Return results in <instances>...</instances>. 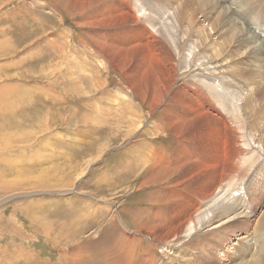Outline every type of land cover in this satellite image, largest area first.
<instances>
[{
    "label": "rangeland",
    "instance_id": "rangeland-1",
    "mask_svg": "<svg viewBox=\"0 0 264 264\" xmlns=\"http://www.w3.org/2000/svg\"><path fill=\"white\" fill-rule=\"evenodd\" d=\"M134 1L141 5L145 4L144 9L141 6L139 9L131 8L132 3L128 5L125 0H0V36H2L0 41L2 42L3 37L8 40L2 47L9 49L7 52L11 53L0 56V111H3L0 112V121L3 122L0 126V143H11L13 140L11 145L14 146L8 149L0 147L2 152L0 156L5 155L0 160V169L3 170V172L0 170V264H97L102 252L110 253L116 264H144L146 261H149L147 264H234L239 261L240 246L246 248L245 258L255 260L263 255L260 259L264 260V223L257 224L258 216L264 210V79H260L264 76V51L261 53L245 51L250 47L240 46L246 43H238L236 32L233 35L235 37L230 36L229 39L226 37L221 39L215 32L210 34L208 20L206 23L203 22L198 13L196 18L204 25L192 39L193 43L197 42L196 50L198 51L202 46L201 39L208 36L206 42L209 50L215 51L216 55L213 62L222 60L220 62H223V67L220 73L225 70L229 76L225 81L229 79L232 83L227 82L226 87L237 84L233 92L227 94L229 97H226L225 104L230 107L229 116L219 111L220 106H215V102L211 100L212 109L206 110L209 120L201 119L193 127L194 136L202 144L198 146L201 153H189L196 147L192 142H189L188 151L184 152L190 154L188 157L194 163L169 176L166 181L161 183L157 180L146 187L138 186L139 183L141 184V178H145L148 174L147 169L142 173L138 172L141 164L140 155L143 153V148L139 146L142 138L146 139L149 145L167 149L166 157L168 156L167 159L170 161L167 166L181 159L187 160L186 154L180 158L176 155L173 160V154L169 153L174 144L173 135L168 127L165 128V133L158 131V136H151L148 130L151 129L150 124L144 126V134L143 131L139 134V127L136 129L135 126L131 135L125 137V120L118 116L121 111L113 113L110 108L106 109L108 103L114 101V97L121 99L118 102L123 103V100H129L135 93V90H131L132 87L128 86L129 79L125 77V60L115 58L110 62L104 55L101 60L85 57L88 62L87 67H92L89 75L82 72L86 77L92 78L90 93L83 90L80 92L79 88L78 91L63 89L69 83L66 76L59 74L67 65L63 55L68 52L82 54L81 49L83 53L92 54V50H95L89 40L93 38V28L83 23V16L87 13L103 7L115 12L117 19L109 26L116 28V34L121 36L117 40L120 41L125 39V23L122 17L125 16V9L129 6V13L138 15V21L129 22L132 29L136 28L134 31L138 30L142 36L146 35L147 39L154 34L155 38L162 40V37H158L159 35L155 33L157 28L161 30V24L166 23L170 27L172 22L168 21V14L165 17H161V14L166 9L175 7L178 0ZM183 1L185 0H181V4ZM217 1L222 6H229L237 12L236 20L239 19L258 40L264 42V20L257 10H254L251 17L244 10V8L250 10L253 5L258 8L264 0ZM152 4H157L158 8L153 5L157 10L153 9ZM244 4H247L246 7H240ZM152 12L156 15L154 20L150 17ZM149 29L153 33L150 34ZM1 30L4 32L3 35ZM171 31L172 29L167 33L169 43L173 37ZM60 36L64 38L58 39L56 44L51 42V38ZM58 45H63L65 50L62 52ZM223 45L226 47L224 48ZM193 53L196 52H190L191 55ZM28 55L43 56L28 58ZM187 60L189 61L185 62L179 71L184 72L181 75L188 73V70H185L193 61V57H188ZM104 61H107L105 67ZM253 63L258 64L254 70L256 73L252 72ZM200 69L199 72L206 75L205 78L209 81L218 79L215 73L209 74ZM235 77L237 82H234ZM177 81L179 84L185 79H179L177 76ZM103 97L109 101H104ZM196 99L200 105L205 103ZM14 112L15 120H21L23 126L21 131L28 138H17L19 134H13L17 137L12 138L13 128L10 124L13 121L11 113ZM52 117H57L58 122H54L55 119ZM154 117L159 119L156 112ZM229 134L233 137L236 151L232 153L230 165L225 171L223 170L221 176L219 173L226 165L225 158L229 154V149L220 153L219 160L215 157L217 155L211 156V160L216 159L220 168L216 177L222 179L221 184L224 188H221V192L228 191L225 193L227 200L233 199L225 206L235 205L239 212L242 211L240 217L223 224L218 221L221 224L217 225L218 227H215L217 223L214 221L207 226L190 221L186 224L184 232L177 233L175 225L167 224L170 217L169 209L176 204L186 205L193 189L198 192L199 188L195 182L200 183L208 177L207 169L201 165L197 166L196 177L187 176L190 168L192 169L196 163H208L206 156L217 150L220 144L217 143L218 141L232 142ZM245 141L246 143L241 144L246 146H241L240 142ZM238 146L240 148H237ZM24 147L27 149L22 150ZM127 151L135 156L134 171L137 172L128 176L125 175ZM158 160L157 156L156 162ZM88 161H92L90 165ZM224 175H227V178ZM249 181H252V186H249ZM227 186L230 187L226 188ZM232 191L236 195L232 194ZM196 192L194 198H191L193 207L199 211L201 203L204 202L200 196H196ZM234 196H239L238 200ZM158 198L159 201L156 203L154 199L158 200ZM195 201L197 204L194 203ZM240 205L245 206L244 210ZM159 223L175 231L177 241H183L186 238L184 234L193 236L192 241L183 245L182 249L168 248L171 252L166 253L165 248L161 249L162 244L153 237L156 229L153 226ZM149 225H152L150 229ZM134 226L145 227L143 229L147 232L144 233L143 229L135 231ZM129 238L134 242H130ZM261 238L263 239L260 240ZM165 240L167 241L166 238ZM171 242L167 243V246L175 245L172 239ZM233 244L237 248L233 247ZM99 248L103 251L96 254L97 258L95 256L88 260L87 254ZM259 253L260 257H258ZM91 255H95L94 252ZM75 258L77 260H74Z\"/></svg>",
    "mask_w": 264,
    "mask_h": 264
},
{
    "label": "bare ground",
    "instance_id": "bare-ground-1",
    "mask_svg": "<svg viewBox=\"0 0 264 264\" xmlns=\"http://www.w3.org/2000/svg\"><path fill=\"white\" fill-rule=\"evenodd\" d=\"M72 3L74 5L81 6V4H79V3H76V2H72ZM125 3H127L128 5H130L132 3L133 6H131V8L138 7V9L140 8L139 6H141V8L144 9L143 6L145 5V4L141 5V3H137L134 0H125ZM252 3H254V2H252ZM59 4H60V2H59ZM59 4H58V6H59ZM250 4L251 3H249V5ZM262 4H263V6H262ZM61 5L65 6V4H61ZM153 5L154 6L156 5L155 7H157V4H152V7H153ZM246 5L245 4L240 5V7H242V6L246 7ZM255 6L253 5L252 7H250L251 8L250 10H248L246 8H244V10L246 11V13L250 17L252 14H254V10H257L260 14V17L264 20V1H262L261 5L258 8H256ZM247 8H248V6H247ZM259 8H261V9H259ZM128 9H129V6L125 9V16L122 17V20L125 23V39L120 40V41L117 40V39H120L121 36L116 34V32H115L116 28H110V26H109L114 20L117 19L115 12H110L105 7H103V8H100L99 10L85 14L83 16V23H84V25L91 26L93 28V31H94V34L92 33L93 38L91 39L89 37L90 38L89 40L91 41L92 46L95 47V50H92V54L83 53V49H81L82 54H79V53L71 54L69 52L67 54H64L63 59L66 61L67 65L64 67L65 70H62V71L60 70L61 72L59 74L66 76L65 78L69 82V83L66 82L67 86L64 87L63 89L78 91V88H79L80 92L83 90L84 92L86 91V92L90 93V89L92 87V83H90V79H92V78L86 77V75L90 74L92 67L91 68L87 67L88 62L86 61L85 57L93 58V60L95 58L101 60V57L104 55L106 58H108L107 60L110 62L115 60V58H117L119 60H125V77L127 79H129V85L128 86H131L132 87L131 90H135L134 91L135 93H133L131 95L132 96V97H130L131 100L127 99V101L126 100L124 101L122 99L123 103L118 102L121 99L114 97L113 100L117 101V103H114V101L113 102L111 101L110 103H108V105L105 104V105H107L106 109L110 108L113 113H117V112L121 111L120 113H118V116L125 120V122H124L125 123V137H129L131 135V133L133 131V127H135V126H136V129L139 127V134L141 131H143V134H144V131H145L144 126H147L148 124H150L151 129L148 128V130L150 131L149 134L151 136H158V134H157L158 131L165 133L166 132L165 128L168 127L171 134L173 135V143L174 144L172 146V149L169 152V153L173 154V160L175 159L176 155L178 158H180L184 154H186V160H187V161H185L184 159H181L180 161H176V162L172 163L170 166H167L170 162L167 159L168 156L166 157V151L165 150H167V149L158 148L153 144L149 145L148 141L146 142V139L142 138L139 146L141 148H143V153L140 155L141 164H140V170L138 172L142 173L144 170L147 169L148 174L145 178H141V184L139 183L138 186L142 185L143 187H146L150 184H153L157 180H159L162 183V182L166 181L169 178V176H172L173 174H176L178 171L183 170V168H185L186 166L188 167L190 163H194V161H192L188 157V155H190L189 153H194V154L201 153L198 146H200L202 144L194 136L193 127L201 119H205V121L209 120V116L207 115L206 110L212 107L211 100H213L215 102L214 103L215 106L216 105L220 106V107H218L219 111H221L224 115L229 116V108L230 107L226 106L227 103L225 104L226 97L227 96L229 97V95H227V94H231L233 92L234 86L237 84H235V85L233 84V86L230 85L231 87H226V85L228 83L229 84H232V83L229 81V79L227 81H225V79L227 77H229V76H227L228 73L225 70H222L220 73V69H221V67H223V62H220L222 60L219 59L218 62H216V63L213 62L216 55H215V51L209 50L210 48L208 47V43L206 42L208 36L201 39V45L202 46H200V49L198 51L196 50V48L198 47L197 42L193 43L192 39L195 36H197V31L200 29V27H202L204 25L203 23L198 22V20L196 18V16H198V13H199L200 17H202L203 22L206 23L208 20V22H209L208 26H209L210 34L215 32L217 34L216 36H218L219 38L223 39L224 37H226L229 39L230 36H231V38H234L235 36H233V35L236 32V35L238 37V43L239 44H241L243 42L246 43V45L241 44L240 46L244 47V48L250 47L249 49H245V51H251L252 53H261L264 51V42L258 40V38L250 32L249 28H247L245 25H242L243 23H241L239 19L236 20L237 18L235 17V14L237 12L233 11L229 6H227V7L222 6V4L219 3L217 0H185L182 2V4H181V0H178L177 5L175 7H170L169 9H166L161 14L162 15L161 17H163V16L165 17V15L168 14L167 15L168 21L170 20L172 22V26H170V27L166 23L164 25L161 24V27H160L161 30H159V28H157L155 33H157V36L159 35L158 37L161 36L162 40H158L157 38H155V36H153L154 34L152 35L153 37L148 35L149 36L148 37L149 40H148L146 38V35L144 37V35L142 36L138 30L134 31L136 28H134V30H133L132 27L129 25V22L138 21V19H137L138 15L130 14ZM153 9H155V8L153 7ZM155 10H157V9H155ZM150 11H152V10L150 9ZM155 16L156 15L153 12H152V14H150V17L153 18V20L156 18ZM109 20H111V21H109ZM140 21H139V23H140ZM149 21H150V19H149ZM143 22H144V20H143ZM144 24H146V23H144ZM100 26H102L104 28H101ZM143 28H145V27H143ZM171 29H172L171 34L173 35V37H172V39H170V43H169L167 33H169ZM1 31L3 32V30H1ZM108 32H110V34H108ZM148 32L150 34L153 33V31L150 29ZM3 34H4V32L2 33V35ZM146 34H147V32H146ZM0 37H2V36H0ZM63 38H64L63 36L56 37V38L53 37L50 40L52 43L56 44L58 42V39H63ZM150 38H151V41H150ZM6 40L7 39L5 37H3L2 42L0 41V48H2V50H0V56L6 55V54L11 55L10 52H7L9 49H3V47H2L3 45L7 44L8 40L7 41ZM215 40H216V38H215ZM223 47L225 48L226 46L223 45ZM227 47H229L228 44H227ZM58 48L61 51L65 50L63 45H58ZM234 48L237 49V47H234ZM66 49H69V48H66ZM42 50H43V48H42ZM191 51H194L196 53H193L191 55L190 54ZM219 51H221V50H219ZM209 53H210V55H209ZM247 55H251V54H247ZM39 56H43V55H39ZM39 56L28 55V58H34V57H39ZM188 57H190V58L193 57V61L190 62V64L188 65V69L185 70V71L188 70V73L186 75L185 74L181 75L184 72H179V71L182 69V66L184 65V63L189 61V60H187ZM102 58H104V57H102ZM235 58H237V57H235ZM259 60H261L260 54H259ZM102 61H103V59H102ZM106 65H107V61H104L103 66L105 67ZM247 65H248V63H247ZM116 66H117L118 70H120L119 64H117ZM257 66H258V64H255V63L252 64V68H254L252 70V72L256 73L254 70ZM199 68H201L204 71L209 72V74L215 73L216 78H218V79L209 81L207 78H205L206 75H202L199 72V70H198ZM95 70H97V68ZM82 72H86V75H84ZM122 72H124V71H122ZM177 76L179 79H185V81L184 82L182 81L181 83L178 84ZM59 77H60V75H59ZM263 77H260V79H264ZM235 80L236 81H234V79H233L234 82H237L236 77H235ZM120 81H122V80H120ZM92 82H94V81H92ZM240 85H241V83H240ZM3 87L4 86H2V88ZM120 92H121V90H120ZM113 96H115V95H113ZM119 96H120V98H122L121 95H119ZM98 97H100V96H98ZM196 98H198L200 101H204L205 103L200 105V103L197 101ZM136 100H137V102H136ZM238 100H240V99H238ZM9 101L11 103V100H9ZM104 101H109V100L107 98H104ZM233 101H235V100H233ZM135 102L137 103V106H136ZM6 103H7V101H6ZM104 103H107V102H104ZM241 103H240V105H241ZM123 104H124V106H123ZM5 107H7V106H5ZM11 109H13V108L11 107ZM237 109H235V110H237ZM5 110H6V108H5ZM13 110H16V109H13ZM214 110H216V109H214ZM238 110H240V109H238ZM244 110H247V109H244ZM0 112H3V111H0ZM155 112L158 114L159 119H156L154 117ZM241 112H242V110H241ZM216 115H217V112H216L215 116ZM52 118L55 119L54 122H58L57 117H52ZM11 119L13 120V121H11V124H10L11 127L13 128L12 138L17 137L16 135H13V134H19L17 138H20V137L26 138L27 135H25L21 131V128H23V126L21 125V120L20 119L15 120V112L11 113ZM107 120H108V117H107ZM217 121H219V120H217ZM5 122H6V124H8L7 120H5ZM1 123H3V122L0 121V126L2 125ZM134 123H135V125H134ZM136 129H135V131H136ZM135 131H134V134H135ZM3 132H4V130H3ZM229 136L231 137L232 142H226L223 140L218 141L217 143H220V144L218 145L217 150L215 152H210L206 156V157H208V159H207L208 163H196V164H194L192 169L190 168V172L187 174V176L192 175V176L196 177L197 176V166L201 165L207 169L208 177L200 183L195 182L197 187L199 188V189L196 188V189H198V192L194 191L195 189H193L192 193L190 194L189 198L187 199L188 202L186 205H177L176 204L175 206H173L172 208L169 209V216L170 217L167 221V224H170V226L175 225L177 227V233L181 234V232H184L186 230L185 229L186 224L190 221L202 223L205 226L210 225L211 222L214 221L215 223H217L215 225V227H218L217 225L220 224V223H218V221L221 222V224H223L228 220L240 217V215H241L240 213L242 211L239 212L237 210V208H235V205L232 204V206H230V207L225 206L227 204V202H230L233 199H230L229 198L230 196H229L228 198L230 200L229 201L227 200L225 193L228 191L221 192V188L224 185L222 186V184H221L222 179L220 180L219 179L220 177L219 178L216 177L217 172L220 168H219V165H218V162L216 159L211 160V156H215V155L218 156V157L217 156H215V157L218 158V160H219L220 153H223V151H225V149H229V154L225 158L226 165L221 168L220 173H219V176H221L224 173L225 169L228 168V166L230 165V157H231L232 153H234L236 151L235 144L233 141V137L231 136V134H229ZM12 141H11V143H12ZM29 141H30V139H29ZM189 142H192V144L196 145V147L192 148V150L187 155V153H184V152L188 151ZM11 143L10 142H5L2 144L0 143V147H2L3 149L11 148V146H12ZM241 143L242 144L246 143V141L240 142L241 146H246V145H242ZM23 146H25V145H23ZM12 147H14V146H12ZM237 148H240V147L238 146ZM25 149H27V147L22 148V150H25ZM0 153H2V152H0ZM127 153H128V151H127ZM127 153H125V175H127V176L128 175H134L137 173L134 171V169H135V167H134L135 156L133 153L132 154L128 153V158L126 159ZM260 154H259V156H261ZM3 156H5V155L0 156V160L2 159ZM157 156L159 157L158 162H156ZM224 156H226V155H224ZM262 159H263V157H262ZM91 162L92 161H88L87 162L88 165H90ZM204 164H206V165H204ZM230 169H231V167H230ZM1 172H3V170H1ZM106 172L108 173V171H106ZM130 172H131V174H129ZM166 173H167V175H166ZM184 173H186V172L184 171ZM229 176L230 175H228V177ZM240 178H241V175H240ZM228 179H230V178H228ZM236 180H233V181L236 182ZM238 181H239V179H238ZM171 184H173V183H171ZM230 185L232 186V184H230ZM235 186H237V185H235ZM249 186H252V181H249ZM228 187H230V186H227L226 188H228ZM232 187H234V186H232ZM4 189L9 190L10 188H4ZM233 191H234V189H233ZM233 191L231 192L232 194H234ZM235 191H237V190H235ZM239 191H241V190H239ZM195 192L197 193L196 196H200L202 198V201L204 202V203H201V205H200L201 208H199V211H197V209L195 207H193L194 205H193L192 198H194L193 195ZM234 195H236V194H234ZM241 195H242V192H241ZM241 195H240V197H241ZM247 195H249V194H247ZM227 196H228V193H227ZM244 196L246 197V195H244ZM244 196H242V197H244ZM234 197L237 199V197H239V196H237V197L234 196ZM159 198H160V196H159ZM159 198H158V200L154 199V201L157 203L159 201ZM250 199H248V200L250 201ZM254 199H252V200H254ZM260 199H262V198H260ZM243 200H244V198H243ZM253 202L254 201H252V203ZM194 203L197 204V201H195ZM252 203H251V205L254 204V203L253 204ZM242 205H244V204L242 203ZM251 205H250V207H251ZM243 207H245V206H243ZM243 207L241 206L242 209H243ZM156 212H158L157 209H156ZM143 214H144V212H143ZM242 215H244V214H242ZM117 216H118V214H117ZM156 216H157V213H156ZM118 218H120V217H118ZM223 218H225V219H223ZM258 218H259V220H258L257 224L258 223L263 224L264 223V210H263V212H261V214L258 216ZM238 220H239V218H238ZM141 223H143V222H141ZM144 223L148 224V222H146V221H144ZM152 224L154 225V222ZM151 226L152 225H149L148 228L150 229ZM138 227L139 226H134V230L138 231L139 229H143L147 226L145 225V227H139V228ZM153 227H156V229L154 230L153 237L159 243L162 244L161 249L163 250L165 248L167 251L166 253H170L171 250H169V249H171L172 247H175V250H177L176 248L182 249V246L185 245L187 242L192 241V238H193V236L190 237V236H187L186 234H184V236L186 238L183 241H177L176 232L173 230L171 231V228L168 227L167 225H166V227H167L166 228L164 226H161V224L159 223L158 225L155 224V226H153ZM215 227L213 228L214 231H215ZM136 228H138V229L136 230ZM257 231H258V229H257ZM143 232L146 233L147 231L145 232V230L143 229ZM251 233H253V232H251ZM254 233H256V232H254ZM147 235H148V233H147ZM255 236H256V234H255ZM169 237L173 240V242H175L174 246H167V243H172L171 239H169ZM252 237H254V236H252ZM165 238L167 239V241L165 240ZM179 238H181V237H179ZM257 238H259V237L257 236ZM129 239H130V242L133 241L132 238H129ZM262 239L263 238H261L260 240H262ZM248 243H252V242H248ZM253 245H254V243H253ZM191 246H193V245H191ZM191 246H189V247L191 248ZM232 246L237 248L235 244H233ZM237 246H238V244H237ZM239 249H240V253H241L240 256L238 257L239 261L234 262V264H253V263L254 264H264V260L260 259V258H262L263 255L261 256L260 253L258 255V257L261 256L260 258H256L255 260H251L249 258H245V254H246V248L245 247L240 246ZM247 249H248V247H247ZM101 251H103V250H101L99 248L96 251H92V253L91 252L88 253L87 254L88 260H91L92 257H95L96 254L101 252ZM93 252L95 255H91V254H93ZM259 252H261V251H259ZM175 254H176V251H175ZM257 254H258V252H257ZM100 256H101V258H99L100 260L97 261L98 262L97 264H116V260L110 257V253L102 252V254H100ZM96 258H97V256H96ZM74 260H77V259L75 258ZM184 261L187 262L186 260H184ZM147 262H149V261H146V263H144V264H147ZM188 263H189V261H188Z\"/></svg>",
    "mask_w": 264,
    "mask_h": 264
},
{
    "label": "crops",
    "instance_id": "crops-1",
    "mask_svg": "<svg viewBox=\"0 0 264 264\" xmlns=\"http://www.w3.org/2000/svg\"><path fill=\"white\" fill-rule=\"evenodd\" d=\"M124 237H125V234H124ZM127 239V238H126ZM133 242V241H132Z\"/></svg>",
    "mask_w": 264,
    "mask_h": 264
}]
</instances>
